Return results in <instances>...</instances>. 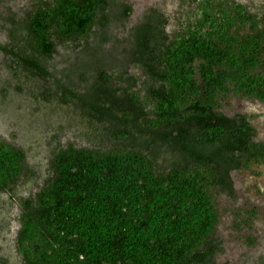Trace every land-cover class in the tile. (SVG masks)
<instances>
[{
	"label": "trees",
	"instance_id": "obj_1",
	"mask_svg": "<svg viewBox=\"0 0 264 264\" xmlns=\"http://www.w3.org/2000/svg\"><path fill=\"white\" fill-rule=\"evenodd\" d=\"M130 13L119 0H33L21 16L8 13L10 39L0 48L15 66L47 75L57 45L87 41L97 25L94 44L83 47L96 52L109 39V23ZM133 30L122 66L147 75L152 117L134 92L119 101L115 85L109 95L98 83L85 97L69 87L60 93L64 104L79 100L89 108L83 116L99 120H114L112 110L123 102L128 110L117 121L128 130L117 138H143L138 145L54 151L52 175L21 202L16 240L23 264H213L216 194L231 188L232 169L264 165V141L254 139L248 116L219 110L230 95L264 103V10L196 0L172 34L159 13ZM158 142L170 154L165 171L148 148ZM24 159L21 148L0 139V193L20 178Z\"/></svg>",
	"mask_w": 264,
	"mask_h": 264
},
{
	"label": "rangeland",
	"instance_id": "obj_2",
	"mask_svg": "<svg viewBox=\"0 0 264 264\" xmlns=\"http://www.w3.org/2000/svg\"><path fill=\"white\" fill-rule=\"evenodd\" d=\"M32 1L0 0V46L10 39L9 23L5 21L8 13L21 16ZM237 1L252 11L264 10V0ZM119 2L129 5L131 13L123 23H109L106 28L108 41L95 48L96 52L90 48L83 50L87 42L94 44L100 29L96 25V33L90 35L89 40L57 45V52L48 61L49 66H45L47 75L30 74L23 66H15L11 56L0 48V139L21 148L25 154L20 178L10 189L0 193V264H23L16 240L21 202L33 197L52 175L56 149L70 145L107 149L138 145L143 138L138 133H135V139L131 135L126 139L117 138L118 132L128 130L125 124L117 121L128 110L123 102L117 104L118 109L113 108L114 120H99L83 116V113L88 115L89 108H80L79 100L69 99L64 104L60 93L63 89L69 87L74 89L77 97L82 94L85 97L88 93L95 94L92 90L96 83L98 92L105 95H109L115 85L119 101L124 100V93L134 92L143 104V110L149 111L147 117L153 116L145 83L147 75L134 64L122 66L132 52L133 28L159 13L164 18L166 32L172 34L192 14L196 0ZM95 62L105 66H92ZM101 76L103 80H100ZM219 110L228 116L246 114L255 128L254 139L264 141V103L230 95L222 100ZM138 123L139 126L146 125L143 119ZM157 144H148V148L154 152L156 169L165 171L168 168L166 162L170 160L168 146ZM230 179L231 188L216 194L219 222L213 239L218 250L213 264H264V165L232 169Z\"/></svg>",
	"mask_w": 264,
	"mask_h": 264
}]
</instances>
